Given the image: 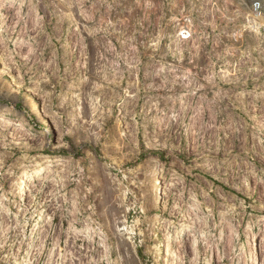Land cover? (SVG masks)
I'll use <instances>...</instances> for the list:
<instances>
[{
    "label": "rangeland",
    "instance_id": "374dc122",
    "mask_svg": "<svg viewBox=\"0 0 264 264\" xmlns=\"http://www.w3.org/2000/svg\"><path fill=\"white\" fill-rule=\"evenodd\" d=\"M255 1L0 0V264H253Z\"/></svg>",
    "mask_w": 264,
    "mask_h": 264
},
{
    "label": "built area",
    "instance_id": "2783aa9c",
    "mask_svg": "<svg viewBox=\"0 0 264 264\" xmlns=\"http://www.w3.org/2000/svg\"><path fill=\"white\" fill-rule=\"evenodd\" d=\"M253 17L259 23V32L264 36V5L261 1H255L251 5ZM184 34H187L186 32Z\"/></svg>",
    "mask_w": 264,
    "mask_h": 264
},
{
    "label": "bare ground",
    "instance_id": "6f19581e",
    "mask_svg": "<svg viewBox=\"0 0 264 264\" xmlns=\"http://www.w3.org/2000/svg\"><path fill=\"white\" fill-rule=\"evenodd\" d=\"M256 248H257V253L255 254L254 257H252V263L253 264H259L258 260L260 258V253H262L264 251V242H261L260 247H259L258 241H257Z\"/></svg>",
    "mask_w": 264,
    "mask_h": 264
}]
</instances>
